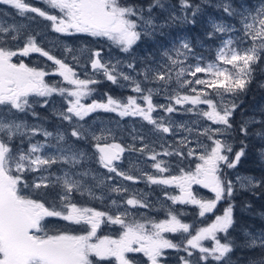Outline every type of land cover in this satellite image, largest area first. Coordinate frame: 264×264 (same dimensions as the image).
<instances>
[{
	"label": "snow or ice",
	"instance_id": "snow-or-ice-1",
	"mask_svg": "<svg viewBox=\"0 0 264 264\" xmlns=\"http://www.w3.org/2000/svg\"><path fill=\"white\" fill-rule=\"evenodd\" d=\"M42 2L53 11L31 6L26 0H0V5L16 9L22 17L27 13H36L51 21L53 31L57 33L68 36L83 34L106 40L111 47L125 54H130L142 39H154L157 33L163 34L165 27L177 21L194 24L195 19L186 14L189 9L192 17L200 12V5H193L189 0H179L180 11L185 13L183 16L177 15L175 5H168L163 0H151L147 6L122 3L121 0ZM217 7H223V11L229 16L235 15V9L226 2ZM155 8L170 12L165 22H157L153 14ZM254 11V15L252 12L247 16L241 14L243 33L238 37V43L234 44L232 39L221 41V46L216 51V61L219 63L210 61L203 66V57L195 55L192 45L186 39H179L170 49H165L160 61L145 57L140 62L142 66L139 69L135 59L129 62L111 56L105 59L100 49H89L87 46L73 49L65 45L66 58L71 56L77 66L83 67L80 61L87 55L92 73L88 74L85 69V78L78 76L74 67L66 62V58L58 59L40 47L33 35H28L23 46H19L22 26L13 24L5 27L0 23V264H94L91 257L100 262L111 257L117 264H161L160 258L164 256L165 249L184 251L188 257L193 255L192 250H198L201 264H230L228 254L234 250L235 244L228 238V233L234 225V204L228 203L223 213L217 215L215 210L218 202L225 199L231 201L235 195L236 182H239L240 188L247 190L264 183V180H257L251 175H237L236 181H233L223 171L225 167L235 169L248 148L246 140L241 139L239 151H235L234 158L231 157L234 145L228 142L227 137L233 136L236 131L232 117L239 107L237 100L247 90L259 63L264 62V4ZM212 29L207 33L208 39L214 38L216 33L232 31L231 27L215 22L212 23ZM30 53H39L52 61L56 66L54 74L59 75L63 84L70 87L49 84L44 79L47 74L44 70L30 67L22 60L18 63L13 61L14 57H27ZM189 54L195 59V64L186 63ZM180 57H184V60H180ZM124 68L130 72L124 71ZM173 73L179 88L173 90L174 94H165L168 104H154L153 96L160 91L154 85L159 82L167 87L173 79ZM198 73H204L210 79L199 78ZM186 74L195 79H185ZM99 75L121 88L130 87L137 95L120 98L105 93L106 100L92 99L91 103H84L96 91L90 86L100 82L96 78ZM194 85L203 87L197 89ZM180 89L195 94L190 95L187 91L181 94ZM209 89L214 95L209 94ZM54 95L61 97L67 107L57 109L52 102ZM140 100L144 106L138 102ZM202 104L207 105L208 109L198 108ZM50 105L53 107V114L71 126V137L76 142L87 143L91 140L94 152L78 147L75 142L69 143L65 131L59 128L54 133L41 124L28 121V116L34 120L40 119L37 106L44 108ZM176 105H181L184 113H193L198 118L211 121V124L202 125L199 119L176 123L170 116L156 118L152 115L157 108L163 109L166 114L180 112ZM185 105L191 107H184ZM98 111L115 113L121 118L139 116L153 125L154 132L179 134L176 144L169 145L171 151L164 148L163 137H159L161 147L164 148L161 153L143 143L145 137L139 134L133 135L132 139H139L142 147L136 149L133 144L127 150L148 154L153 162L151 167L159 175L143 173L142 176L146 177L149 186H165L161 191L172 205L191 204L198 207V217L205 218L206 214H212L214 219L207 226L199 227L192 235L191 226L178 218L183 215L182 212L178 213L161 201H157V207L148 200V193L145 192H133L123 203L133 209L139 207L163 211L164 219L157 221L145 216L144 222H140L130 208L123 207L116 199L111 201L117 208L115 214L78 206L72 199L74 194L103 201L105 196H97L94 188H103L107 186L106 181L113 179L112 176L98 178L90 167H85L86 164L95 162L109 173H115L123 180L133 183L142 178L120 171L114 163L121 160L126 149L115 142L112 128L101 125L97 130L87 124L85 118ZM252 123L264 122L254 119L242 122L239 133L243 137L249 136L248 127ZM194 133L195 139L192 138ZM38 134L45 138V142H33ZM254 135L264 141V129L256 131ZM110 136L113 142L107 143ZM52 139L55 143L51 142ZM205 139L211 143H206ZM156 142L154 140L152 143ZM193 144L195 147L190 146ZM47 149L52 151L48 152ZM185 149L187 157H195L198 161L194 170L180 167L179 174L165 176L164 173H170L171 165L158 157L177 156L183 160L186 158ZM257 155L264 163V146L257 149ZM57 164L62 166L59 169L62 174L51 171L52 166ZM30 173L37 175L29 183L27 177ZM89 176L96 181L92 186L87 182ZM193 185L208 189L213 196L198 197L192 190ZM173 186L179 189V195H172L166 190ZM42 188L58 189L55 192L58 200L55 197L51 202L33 198V193ZM110 191L120 194L127 193L130 189L117 185L111 186ZM41 195L46 197L47 192ZM50 217L86 225L87 229L84 234L50 229L46 223V218ZM109 224L121 227L118 238L97 236L101 226ZM164 233L188 234L189 238L181 245L166 238ZM245 236L250 238L246 242L247 247L264 249V233L253 235L246 231ZM209 239L213 241L211 247L201 243ZM222 239L224 242H221ZM132 253L143 254L146 261L129 257L128 254ZM180 264H192V261L181 256ZM251 264H256V261Z\"/></svg>",
	"mask_w": 264,
	"mask_h": 264
},
{
	"label": "rangeland",
	"instance_id": "rangeland-1",
	"mask_svg": "<svg viewBox=\"0 0 264 264\" xmlns=\"http://www.w3.org/2000/svg\"><path fill=\"white\" fill-rule=\"evenodd\" d=\"M26 2L29 3L31 6L38 7L42 10H46V11H50V12L53 11V10L49 9L47 7V5H45L42 2V0H31V1L26 0ZM224 2L231 5V0H210L206 3V5L209 7H214V8L220 9L223 7H217V5L222 4ZM37 3L43 4L44 6L40 7L37 5ZM236 3H237L238 8H236L235 11L241 17V14L247 16L249 12H252V14L254 15L255 14L254 10L261 7V5L264 4V0H256V1H254V0H236ZM0 6L3 7V5H0ZM7 7H9V8H7V10L11 9L12 11H14L15 14H16V12L18 14V11L16 9H14L10 6H7ZM232 8H233V6H232ZM164 12H167V11H164ZM201 12L202 11H200L199 13H201ZM19 17H20L19 19L9 18L7 13L2 14V12L0 10V23H3V25L5 27H7L8 25H13V24H15L17 26H22V28H21L22 37L19 41V46H22L21 43H24V39L28 35H33L36 38V42L39 46L44 45L48 49L49 53L58 59L64 60L66 58V53L64 50L65 45H68L73 49H79V48L84 47V46H87L89 49H96L92 45V40H95V41L101 40V39L93 38V37L86 36L83 34H76L73 36H68L65 34L57 33L55 31H53L51 21H48V20L44 19L43 17L38 16L36 13H27L26 16H24V17L19 16ZM27 17H32V19H28ZM157 22L162 23V21H159L158 19H157ZM219 23L227 25L226 22H219ZM180 24H181V22H180ZM44 29H47V32L51 30L53 35H48L47 33H46L47 34L46 35L45 34L46 31H43ZM242 33H243V23H242L241 18H240V29L232 28V31L227 32V33H220V34L222 35V41L232 39L233 43L236 44V43H238V37H240L242 35ZM75 36H77V37H75ZM246 43H250V41H246ZM138 44H139V46L143 45V39H142V43L138 42ZM164 50L165 49H159L155 56H152L151 54H149L147 58L149 60H152L153 58H155L156 61H160L161 55H162ZM117 52L116 51H110L109 53L102 54V55L104 56L105 59H108V57L111 56L113 58L121 59V60L125 61L124 57L127 58V55L125 53H121L119 51H117ZM179 59L184 60V57H180ZM66 62L69 63L70 66L74 67V70L77 72V74H78V76H80V78H85V76H84L85 69L87 70L88 74L92 73L91 65L88 62L87 55L81 58L80 63H81V65H83V67L75 65L74 62L72 61L71 56H67ZM208 62H210V61L207 60V58L203 57L202 66L206 65ZM186 63H191V64L196 63L195 59H193L191 54H189ZM217 63H219V62L217 61ZM228 67L230 68L231 66H228ZM123 70L126 72H130V70L127 68H124ZM260 72L264 73V67L262 68V70ZM54 73H55V68H54V72L52 74L54 77V80L51 82V84L56 83V84H61V85L66 86V87H70L68 85L63 84L62 78L59 75H56ZM131 74L134 75L135 73H131ZM197 77L202 78V79H210V77L206 76L204 73H198ZM96 78L98 80L103 79V80L107 81L103 77V75H99ZM184 78L187 80L195 79L194 77H192L188 74H186ZM141 79H142V77H141ZM107 82H110V81H107ZM110 83H111V85L114 86V84H112V82H110ZM122 83H124V82H122ZM150 86H152V85H150ZM154 86L160 89V91L153 96V102L156 105L168 104L169 101H168V99H166L165 94L166 93L174 94L173 90L179 88V85L176 83L174 73H173V79L169 82L167 87H164L159 82H157ZM117 87L119 89L125 90V91L131 90L130 87L129 88H121L119 85H117ZM194 87L199 89L203 86L194 85ZM186 91L190 95L195 94V93H191L190 91H188L186 89H180L181 94L185 93ZM208 91H209L210 95H211V93H213L211 89H209ZM100 97L93 95L91 98H88V99L84 100L83 102L84 103H91L92 99H95L97 101L106 100V97H104L103 95H101ZM155 100H157V101H155ZM52 102H53V105L57 109L62 108V107L63 108L67 107V105L64 103L62 98L59 96L54 95V97L52 98ZM138 102L141 103L142 106H144L143 101L140 100ZM184 107H191V105H185ZM176 108L180 109V112H174L172 114H166L163 111V109L157 108L156 111H154L152 113V115H153V117H156V118H158L160 116L167 115V116H170L171 119L173 121H175L176 123H180L182 121L190 122L192 120L199 119L200 123L202 125H210L211 124V121L204 120L203 118H198L193 113H184L181 105H176ZM198 108L207 110L208 106L202 104V105H199ZM42 109L49 111L50 113L53 114V107L51 105L48 107H44ZM85 119H86L88 125H92L93 127L97 128V130L99 129V127L101 125H103L105 127L112 128L114 136H115V142L120 143L122 145V147H125V149H126V151L121 156V160L116 161L114 163H116L118 165V169L120 171H126V172H129V174H132L135 176H141L142 178L140 181L133 183V181L123 180L122 177L116 176L115 173H109L107 171V169L101 168L95 162L86 164L85 167H90L93 170V173L98 178L105 179L107 176H112L113 179L111 181H106L107 186H105L103 188H94V191H95L97 196H100L101 194H103L105 196V199L103 201L97 200L98 201L97 202L96 200L90 199L87 195L81 196L79 193H76V194H78L79 199H81V202H84V204H83L84 206L91 207L87 204L88 201H92V202L100 203V204L102 203L101 207H102L104 212H108L110 214H115L117 211V208L112 205L111 201L114 198L113 197L110 198V196L118 197L120 195L121 196L128 195V196H125V198L122 197L123 201H118L117 199L116 200L119 203L123 204V207L130 208L131 212L134 213V216L137 220H139L140 222H144L143 217H145V216L148 218H154L153 216H151V213L154 214V216H156V218L158 220L164 219L165 218V212H163V211L158 212V211L153 210V212L149 213V210L147 212H145V208L137 207V208L133 209V208H131V206H128V205L123 203L127 198H129V196L133 192H145V193H148V200L150 202H152L154 205L156 204L157 207H158L157 201H161V202H164L167 205L173 207L174 209L176 208V206L179 205L181 207L180 210L189 209V208H195L196 210H198L197 206H194L191 204L172 205V202L170 200H167L166 197L164 196L163 191H161V189L165 188V186H160V185H150L149 186L146 183V177H143L142 174L143 173H150V174L159 175L158 173H156V170L151 167L153 162L148 158L147 153L142 154L138 150L137 151L127 150L129 145H133V144H135L136 149H139L142 147V142L139 139H137L135 141L132 139L133 135L139 134V135H143L145 137V140L143 141V143L149 144L150 149L154 148L156 152H161V153L163 152L164 148H168L169 151H171L172 149L169 148V145L174 146L176 144V141L179 138V134L172 135L170 133L165 134V133L154 132L153 131V125L148 124L147 121H144L139 116H135V117L128 116V117L121 118L118 115H116L115 113H105L103 111H98L96 113L91 114L90 117H86ZM35 123L40 124L39 121H37ZM213 127H215V125H213ZM46 129L48 131H52L55 133L58 128H54L52 130H50L48 128H46ZM60 130L65 131V129H63V128ZM65 133L67 135L68 142L72 143V140H75V138H73V137L70 138L71 126H70V134H67L66 131H65ZM195 135L196 134L194 133L193 137H192L193 139H195ZM41 137L43 138V141H45V138L42 135H41ZM159 137H163L162 142L164 144V148L161 147V141L159 140ZM154 140L157 142L153 144L152 142ZM51 141H52V143H55L54 139H52ZM33 142L35 143L36 141H33ZM80 142H84V141H80ZM106 142L112 143L113 138L110 136ZM89 143L92 144V141L89 140ZM190 146L195 147L194 144L190 145ZM81 148L85 149L86 151H88L90 153L95 151V149L92 148V146L89 148H86V146L81 147ZM46 151L51 152L52 150L47 149ZM185 152L187 154V149H185ZM174 158H177V156L176 157H173V156L170 157V156L161 155L158 157V159L168 161L169 164L171 165L170 173H164L165 176H167L169 174H173V175L179 174L180 167H183L185 169H193L194 170L195 164L198 162L195 157H187V155H186L185 161L181 160V158H177V162H176ZM181 161H183V163ZM61 167L62 166L59 164L53 165L51 171L53 173H56V174H62L59 172V169ZM34 175H37V173L28 174L27 179H28L29 183L32 181V178ZM87 182L90 186H92L96 183V181H94L92 179V176L87 177ZM245 183H246V181H245ZM117 185L127 186L130 189V191L127 193H120V194H117L115 192H111L110 187L111 186H117ZM236 185L240 190H246V189L240 188L239 182H237ZM41 190H47V189L42 188ZM166 190L172 195H179V189H176L174 186L166 188ZM192 190H193L194 194L197 195L198 197H206V198L210 197L211 198L213 196V194L208 189H205L200 185H193ZM38 192H40V191H38ZM41 199H45V196L42 195ZM56 199L58 200V197H56ZM51 201L52 200H50L49 202H51ZM146 209H149V208H146ZM141 214H143V215H141ZM49 219H53V217H50ZM107 227H108V229H107ZM106 229H107V232L109 233V234H107L108 236L115 235L116 238H118L120 232L122 231V229L119 225L109 224V225H106L105 230ZM191 230H194L193 226L190 227V233L192 235H194V233H192ZM103 236L104 235H101V237H103ZM180 236H181V240H182V238L183 239L189 238L188 234L166 233V238L171 239V240L174 238L176 239L177 237H180ZM203 242L204 241H202L201 243H203ZM182 244H183V242L181 243V245ZM174 251L177 252V250H175V249H174ZM192 251L198 252V250H192ZM134 254H136L135 256H139L138 253H134ZM138 261H141V260H138Z\"/></svg>",
	"mask_w": 264,
	"mask_h": 264
},
{
	"label": "trees",
	"instance_id": "trees-1",
	"mask_svg": "<svg viewBox=\"0 0 264 264\" xmlns=\"http://www.w3.org/2000/svg\"><path fill=\"white\" fill-rule=\"evenodd\" d=\"M121 2L147 6L151 0H121ZM163 2L167 3L168 5H175V11L177 15H185L184 12L180 11L179 0H163ZM189 2L193 5H200V11H202L201 13H197L195 17L191 16V9L187 11L186 14L190 18L195 19L194 24H180V22L177 21L175 24L165 27L162 30L163 34L157 33L154 39L144 38L143 45L139 46V44H137L134 46V50L130 54H126L127 58L124 57L125 62L135 59L137 61V68L139 69L141 67L140 62L144 60L145 57H148L149 54L155 56L159 49H170L173 43L178 42L179 39H186L192 45L196 56H203L211 62H217L216 51L217 48L221 46L222 35L220 33H216L214 38L208 39L207 33L213 30L212 23L226 22L229 27L240 29L241 17L236 13V11L235 15L229 16L223 11V8L217 9L214 7H209L206 5L207 2H204V0H189ZM231 6H233V9L235 10L238 8L236 0H231ZM153 14L159 21H162L163 23L168 19L170 12H164L160 8H155L153 10ZM140 43H142V40ZM92 45L96 49L102 50V54L109 53L110 51H118L117 49L110 46V42L103 39L100 41L92 40ZM263 67L264 62H260L259 66L254 72L251 83H249L247 86V90L242 93L237 100L239 107L234 112L232 117V124L236 131L233 136L227 137L228 142L233 143L234 145L233 153L230 154L231 157L234 158L235 151H239L241 147L239 141L241 139L246 140V143L248 144L246 155L241 158V161L238 163L237 167L235 169H227L226 167L223 169L224 173L233 181H236L237 175L242 177L251 175L256 177L257 180H264V163L260 161L257 155V149L264 146V141L258 139L254 135L256 131L264 129V123L250 124L248 127V137H243L239 133V126L244 121L254 119L256 121L264 122V87L261 86L264 85V73L260 72ZM99 81L100 82L98 84L90 86L96 89L93 95L98 97L103 95L106 97L104 94L109 93L114 97L120 98H126L129 95L136 96V93H133L131 90H121L117 87V85L113 86L110 82H107L103 79H99ZM211 95H214V93H211ZM36 111L40 114V119L42 118V115L45 114L41 108H37ZM47 123L52 129L63 128L67 134H70V125L66 121L59 120L52 113L49 117L47 116ZM40 137L41 135L38 134L34 137L33 141L39 140ZM205 142L211 143L210 141H206V139ZM83 143L85 144L86 148L91 147L89 141L87 143ZM186 155L187 154L185 152V157ZM177 158H174L176 162ZM183 160L185 161L186 158ZM181 162L183 163V161ZM56 191H58V189L40 190V192H37L36 194L33 193V198L41 199V194L47 192L45 199L50 201L55 197ZM228 203L234 204V225L232 228H230L228 233V238L234 241L235 244L234 250L228 254L230 257V264H251L252 261H256V264H261V262L264 261V249L260 247H247L246 242L250 238L245 236V232H250L253 235L264 233V183H262L259 187H255L250 190H240L236 185L235 195L231 201L225 199L218 202L215 213L217 215H221ZM147 210H149V213L153 212L151 209ZM181 211L183 215L179 216L178 218H180L182 222L188 223L191 227L193 226L194 230L191 231L194 234L195 230H197L199 227L207 226V224L214 219L212 214H207L205 218L198 217V210L195 208L182 209L179 210L178 213ZM154 218L159 221L156 216H154ZM218 235L221 237L224 236V234ZM179 239L180 237H177L176 239H172V241H181L183 244L186 242L185 238H182V240ZM221 242H224V240L222 239ZM203 244L207 247H211L213 241L205 240ZM180 256H185L186 258L190 259L192 264H201V262H199V252L193 251V255L188 257L186 252L181 251ZM178 263L180 264V260H178ZM212 264H215V262H212Z\"/></svg>",
	"mask_w": 264,
	"mask_h": 264
},
{
	"label": "flooded vegetation",
	"instance_id": "flooded-vegetation-1",
	"mask_svg": "<svg viewBox=\"0 0 264 264\" xmlns=\"http://www.w3.org/2000/svg\"><path fill=\"white\" fill-rule=\"evenodd\" d=\"M37 5L40 6V7H43L44 6L43 4H39V3H37ZM7 8H9V7H7L6 5H3V7L0 6V10H1L2 14L3 13H5V14L7 13V15H8L9 18H14V19H19L20 18L19 17L20 15H18L17 12L15 14L14 11H12L11 9L7 10ZM43 31H46L45 34L47 33L48 35H53V33H52L51 30L47 32V29H44ZM75 37H77V36H75ZM21 45L23 46V43H21ZM40 47H42L45 51H48V49L44 45H40ZM21 60L24 63H26L28 66H30V67H36L38 69L44 70L47 73L46 76H45V78H44L47 83L51 84V82L54 80V77H53L52 74L54 72L55 65L53 64L52 61H48L46 57L41 56L39 53H30L29 56H27V57H19L18 56V57H14L13 58V61L14 62H17V63L20 62ZM37 108H40V107L37 106ZM42 111L45 114L42 115V118L41 119L34 120L30 116H28L27 117L28 121L30 123H35V122L39 121L40 124L43 127L52 130V128H50L48 126V123H47V116L49 117L51 113L49 111L44 110V109H42ZM72 142L77 143V146L80 147V148L81 147H85V144L83 142H80V141L79 142H76L75 140H72ZM38 191H40V190H38ZM37 192H35L34 194H36ZM125 196H128V195H125ZM125 196H121V195L118 196V197L110 196V198L113 197L114 199H117L118 201H123V198L122 197L125 198ZM72 199H73V201L75 203H77L78 206H84L83 205L84 202H81V199H79L78 194H74L73 197H72ZM87 204L89 206H91L92 208L96 209V210L103 211V209L101 207V204L102 203L100 204V203H95V202H92V201H88ZM180 208L181 207L178 205V206H176L175 210L178 212L180 210ZM147 211L148 210L145 208V212H147ZM151 216L154 217V214L151 213ZM46 223H47V227L50 228V229H57V230H60V231H66V232H69L71 234H84V232L87 229V226L86 225H76V224H72V223H70L68 221H64V220H62L60 218H57V217H53V219L46 218ZM105 227H106V225H102L101 226V229H99L98 232H97V236H100L101 237V235H104L105 236V235L109 234L107 232L108 227H107L106 230H105ZM164 236L166 237V233H164ZM110 237H112L113 239L116 238L115 235H110ZM179 240H181V236H180V239ZM93 242H95V238H93ZM175 243L181 244V241H175ZM163 251H164V256L160 258L161 259V264H179L178 263V260H180V257H181L180 256V253H181L180 251L175 252L174 249H165ZM133 254L134 253L128 254V255H129V257L135 258L137 260L146 261V258L143 257V254L138 253L139 256H135L136 254H134V255ZM91 259H93L94 264H117V262L115 261V259L114 258H111V257L108 260H105V261H102V262L98 261V259L95 258V257H91Z\"/></svg>",
	"mask_w": 264,
	"mask_h": 264
}]
</instances>
